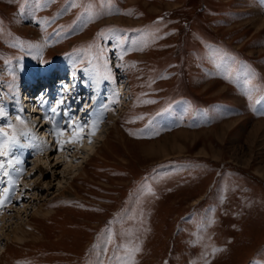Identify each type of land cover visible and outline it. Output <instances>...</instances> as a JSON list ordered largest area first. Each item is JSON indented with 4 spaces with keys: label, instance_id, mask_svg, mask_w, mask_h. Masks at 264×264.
<instances>
[{
    "label": "rangeland",
    "instance_id": "374dc122",
    "mask_svg": "<svg viewBox=\"0 0 264 264\" xmlns=\"http://www.w3.org/2000/svg\"><path fill=\"white\" fill-rule=\"evenodd\" d=\"M257 12L264 0H0V112L17 136L25 126L4 89L28 74L66 64L85 73L94 97L103 87L108 106L118 94L98 125L107 144L82 151L78 169L67 164L79 158L53 159L36 176V151L24 166V179H35L28 190L6 177L5 186L17 182L0 264H264V125L252 130L264 121V27L249 21ZM89 45L100 54L95 78ZM19 139L1 159L34 147ZM152 141L162 146L131 151Z\"/></svg>",
    "mask_w": 264,
    "mask_h": 264
},
{
    "label": "bare ground",
    "instance_id": "6f19581e",
    "mask_svg": "<svg viewBox=\"0 0 264 264\" xmlns=\"http://www.w3.org/2000/svg\"><path fill=\"white\" fill-rule=\"evenodd\" d=\"M257 15V17L256 18H253L252 20H249L251 23H252V25L253 26H255V28H257V30L256 31H259V30H261V29H259V28H262V27H264V16L263 15H260V14H258V12L256 13ZM31 80H29V81H26V80H24V82H22V84L24 85V84H26V83H28V82H30ZM50 80H46V81H43L42 82V85H43V88H45V89H49L50 87H51V84L50 83H48ZM61 82H64V80L63 81H61ZM80 83V82H79ZM78 83V84H79ZM21 88H22V86H21V84H19L18 86H17V90L18 91H20L21 90ZM54 88L55 89H57L58 88V85L57 84H54ZM75 97H77V95H76V93L73 95V97H71V100L72 101H74L75 102ZM28 98V99H27ZM74 98V99H73ZM34 99V98H33ZM57 99H60V95L59 96H57ZM49 100V99H48ZM30 101H32V99H30V96H29V93L28 92H26L25 93V96H24V98H23V100L21 101V106H22V103L27 107V110H24V112H23V115H21V117H22V119H23V123H20L21 125H23V126H25V129H23V128H21V129H23L22 131H23V133H29L30 135L28 136V137H23L24 139H25V142H24V144H26V145H32V146H35L36 148H37V152H41V154H43L42 155V157L41 158H39V159H37L36 161H35V165H34V167H33V169H34V171L36 172V176H43L45 173H46V171L47 170H49V168L51 167L52 168V166H54V164L52 163V160L53 159H55L54 160V162L55 163H57V162H59L60 160V162H65V161H70L69 160V158L71 157V158H79L80 159V161L79 162H77V164H74V165H72V163H70V164H67V166L68 167H71V168H75V170L76 169H78V166H80V163H82V162H84L85 160V155H82V151H86V150H88V149H93V145L94 144H96L97 142H99V141H103V147L107 144V141H106V137L105 138H102V139H100L101 137H104L103 135H102V133H103V126H99V128H97V130H96V132H95V134H94V137H93V140H92V142L91 143H86V139L84 140V141H80V142H78V143H75V144H72V143H65L64 144V146H63V148H67L68 150H69V148L71 149V151H73V153H71V154H68L67 153V151H59L57 154H54V149H53V147H52V143L53 144H57L56 142H55V138L53 137V135H52V132H50V130H48L47 128L46 129H41L40 127H39V124H40V120H38V117L36 116V114L35 113H33V111L35 110V108H36V106L33 104V103H31ZM16 102V99H15V101H13V103H15ZM89 104H90V102H89ZM88 104V102H86V105H89ZM97 102H94L93 104H92V106H93V108H94V111H96L97 112ZM17 107H19V105L17 104L16 105ZM91 106V107H92ZM81 107H82V104L80 105V109H81ZM9 108V107H8ZM78 113V112H77ZM81 113H82V111H81ZM85 114V113H84ZM77 115V114H76ZM232 121H234V120H232ZM231 123V122H230ZM262 125H264V121L263 120H260V121H254L253 122V127H252V130H253V132H255V134L262 128ZM20 127H22V126H20ZM65 131H67V130H65ZM68 134V133H67ZM70 134V133H69ZM84 136H85V134H84ZM71 137H68L67 139H65V141L66 140H69ZM119 138V137H118ZM120 138H122L123 139V143L125 144V142L127 141V143H129V141L128 140H126V139H124L122 136L120 137ZM85 143V144H83V143ZM122 143V144H123ZM126 143V144H127ZM89 144H91V145H89ZM132 144H134V143H132ZM23 145V144H22ZM127 145H130V144H127ZM126 145V146H127ZM24 146V145H23ZM58 146V148H60L59 147V145H57ZM98 146V145H97ZM102 146V145H101ZM159 146H162L161 144H156V142L154 143V141H152L151 142V144H149V143H147V144H144V145H142V147L141 146H138V145H132V148H131V151H133L134 150V152L136 151V150H138V151H142L143 153L145 152V153H148V152H151V151H153V150H155V148H157V147H159ZM163 146H166V145H163ZM55 147V146H54ZM125 147V146H124ZM138 147H141V148H138ZM25 148H27V147H25ZM126 148V147H125ZM136 149V150H135ZM18 150V149H17ZM20 150V149H19ZM98 150V149H97ZM95 151V150H94ZM53 153V154H52ZM93 154H98V151H95ZM19 156V155H18ZM39 156H40V154H39ZM87 156V155H86ZM22 157V156H21ZM21 157H20V159H18L19 160V164H15V165H21L20 167L21 168H19V169H23L24 170V166H22L23 165V163L21 162ZM8 159H10V157L9 158H7L6 160H4L3 158L1 159V160H3V161H7ZM72 162V161H71ZM86 162V161H85ZM7 163V162H6ZM45 163H47L46 164V166H45ZM79 164V165H78ZM6 165V164H5ZM5 168H6V166H5ZM18 169V170H19ZM264 169V168H263ZM263 169H262V172H260V173H258V174H260V175H262L261 177L263 178L264 177V173H263ZM13 170V171H12ZM14 170H16V171H14ZM4 171H8V172H10V173H14V176L17 178V180H19V179H21V183L23 184L22 185V187L19 189V190H17V191H21V189H24V190H28L29 189V187H30V184H28V183H30V182H34L35 181V179H31L30 178V180H29V178L26 180V179H24V177H23V174L22 175H18L17 174V169H12V168H10V170H4ZM23 173H24V171H23ZM27 173V172H26ZM10 177V176H9ZM4 179V175H3V171H0V198H3V195H4V192H3V190L5 189V188H8V186H5L6 185V182H7V178H6V176H5V180H3ZM23 179L25 180V181H23ZM28 182V183H27ZM35 184V183H34ZM8 185V184H7ZM36 188V186L34 185V189ZM15 191V193H16V189L14 190ZM64 191V190H63ZM30 192V191H29ZM18 194V193H17ZM31 196V195H30ZM34 197V192H33V195L31 196V199H30V201H34V200H36V199H34L33 198ZM47 202V201H46ZM38 203H39V201H38ZM43 203V202H42ZM38 206H40L41 204H37ZM41 207V206H40ZM40 209V208H39ZM38 209V210H39ZM17 210V209H16ZM41 210V209H40ZM19 211V210H18ZM5 212H6V210H5V207L4 206H2V207H0V222H2L1 224H3V222H4V224H5V221L6 220H8V219H10V217H7L6 219L4 218V214H5ZM10 216V215H9ZM20 222H22V220L20 221ZM4 224L2 225V226H0V229H2L3 227H4ZM17 230H22V227L19 225V226H17V228H15L14 230H13V232H14V234H15V239L17 238V239H22V237H20V236H18V235H16V231Z\"/></svg>",
    "mask_w": 264,
    "mask_h": 264
},
{
    "label": "snow or ice",
    "instance_id": "6c2138e0",
    "mask_svg": "<svg viewBox=\"0 0 264 264\" xmlns=\"http://www.w3.org/2000/svg\"><path fill=\"white\" fill-rule=\"evenodd\" d=\"M75 6H76L75 4H70V7H75ZM88 49H89L90 55L85 57L87 59L88 64L93 65V61H96L98 63L99 59H100V54L97 53L95 55H91L92 51L94 50V45H89ZM81 51H83V50H81ZM105 67H106V65H105ZM94 69H95V65H93V70H92L93 78H95V76L98 75V73L95 72ZM64 91L67 92L68 88H65ZM117 96H118V94L114 93L113 100L111 101V103H118ZM108 110H110V109L108 106H106L105 111H108ZM51 112L53 114H55L57 112V108H51ZM102 115L103 114L101 113V116ZM0 116H3V112H0ZM100 118L101 117L98 116L97 119L92 121L91 124H89V125H86V124L82 125L81 122H76V121H71V120L67 121V131L71 134V138L69 140H66V141L62 139V137H64L66 134L64 127L63 128H54L52 131V135L55 138V142L57 143V145H59L61 150L63 149V146L65 143H72V144L78 143L83 139L84 132L87 128L89 143H91V136L95 134V132L98 128V125L100 123ZM16 119H17V122H19V123L24 122L22 117L19 115L16 117ZM8 129H9V132L12 133L11 135L7 132L0 134L3 136V141L0 142V157H8L9 150L11 149V147L17 144V133L15 132V129L13 128V126L11 124L8 125ZM19 135L21 137H28L30 134L29 133H21ZM19 163H20L19 160L14 161V160L8 159L7 160V167L12 168L13 164H19ZM4 169H5V163L0 162V171H3L4 176H6V177L10 176L11 173H9L8 171H4ZM14 171H16V170H14ZM23 171H24L23 169H19L17 171V174L22 175ZM15 183L16 182L13 179L8 180L9 185L14 186ZM3 192H4L3 198H0V207H2L4 205L5 200L9 198L10 189L5 188L3 190Z\"/></svg>",
    "mask_w": 264,
    "mask_h": 264
}]
</instances>
